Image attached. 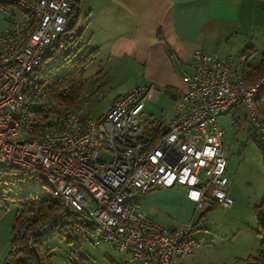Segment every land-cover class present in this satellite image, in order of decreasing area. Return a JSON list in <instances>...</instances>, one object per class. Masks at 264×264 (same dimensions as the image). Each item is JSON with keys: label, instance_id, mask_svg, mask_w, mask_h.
<instances>
[{"label": "built area", "instance_id": "1", "mask_svg": "<svg viewBox=\"0 0 264 264\" xmlns=\"http://www.w3.org/2000/svg\"><path fill=\"white\" fill-rule=\"evenodd\" d=\"M77 2L0 0L20 13L8 14L0 30V183L59 204L29 230L28 248L66 233L77 248L104 244L127 252L130 262L183 264L198 246L193 223L169 229L143 212L139 198L155 187L181 186L198 210L232 207L218 118L244 107L264 150L254 107L264 74L247 82L233 56L196 50L184 63L185 87L171 114L155 128L145 101L156 91L139 84L93 117L107 93L96 75L69 108L55 113L45 74L65 56ZM232 129L243 131L238 120Z\"/></svg>", "mask_w": 264, "mask_h": 264}, {"label": "crops", "instance_id": "2", "mask_svg": "<svg viewBox=\"0 0 264 264\" xmlns=\"http://www.w3.org/2000/svg\"><path fill=\"white\" fill-rule=\"evenodd\" d=\"M256 3L258 0H78L69 19L73 27L80 15L88 18L78 36H84L93 45L91 60L97 56L101 63V84L109 86L110 75L120 70L136 69L138 74L129 87H152L156 95L148 100L157 101L162 95L171 100L172 109L165 121L185 87L184 63L196 50L218 54L216 48L224 38L227 43L233 39L237 48L245 47L243 54L253 49L254 42L247 38L249 31L244 32L242 39L241 34ZM13 10L0 7V30L6 26L8 14H17L18 10ZM125 90L112 96L110 103ZM139 202L148 217L169 229L197 222L193 229L203 232L204 243L198 241L195 252L185 257L183 264L214 262L215 257L208 254L213 246L211 236H221V232L207 219L196 217L198 209L187 199L183 187H155L142 194ZM108 253L112 264H138L129 261L127 252L110 248Z\"/></svg>", "mask_w": 264, "mask_h": 264}, {"label": "rangeland", "instance_id": "3", "mask_svg": "<svg viewBox=\"0 0 264 264\" xmlns=\"http://www.w3.org/2000/svg\"><path fill=\"white\" fill-rule=\"evenodd\" d=\"M15 12L19 14L18 11ZM87 19L82 14L79 20L75 21L70 30L73 37L75 33L78 35L79 30L84 28ZM245 27L241 39L244 32L248 30L249 36L247 38L249 41L251 39L254 42L253 49H249L247 54L242 53L245 47L242 49L237 48L238 46L233 39H231V43H227L224 38L222 44L216 48L219 55L233 56L240 69L245 65L242 56L246 57L245 61L248 62L246 64L251 66H258L264 57L263 1L258 0L254 13L249 15ZM251 31L254 32L253 35H250ZM92 47L93 45L88 43L84 36H81L76 41L67 44L66 50L75 52V58L88 54ZM98 61V57L95 56L94 58L93 56V60L87 63L84 78L96 75L101 67V63H98ZM137 74L136 69L129 67L125 71L120 70L116 74L110 75L109 86H106L107 93L92 110L91 115L93 117L100 115L109 105L112 96L125 89L124 92L129 90L132 87L129 86ZM145 106L148 125L150 128H155L156 123L162 122L170 113L172 102L168 97L162 95L157 101L147 99ZM233 120L239 121L243 127L242 132L233 131ZM218 122L221 128L224 129L222 144L227 161L225 176L230 180L228 192L233 200V205L229 208L216 205L203 216L209 223L216 225L221 232V236H211L213 237L211 241L213 246L208 254L215 257L212 264H246L247 257L256 254L260 248L255 206L260 204L264 194V151L260 146L261 139L244 107L230 109L219 116ZM0 205L6 206L4 212L0 215V260H3L9 254L11 228L15 222L16 213L22 206L20 200L7 197L2 200ZM201 213L202 211L198 210L196 217L200 218ZM202 233L198 228L192 230V236L200 243H204L205 235H202ZM48 245L52 246L50 250L52 264H112L108 255L110 248L104 244L93 246L86 243L78 248V253H75L71 244H66L58 238H53Z\"/></svg>", "mask_w": 264, "mask_h": 264}, {"label": "trees", "instance_id": "4", "mask_svg": "<svg viewBox=\"0 0 264 264\" xmlns=\"http://www.w3.org/2000/svg\"><path fill=\"white\" fill-rule=\"evenodd\" d=\"M261 1L264 2V0ZM0 7L4 9L9 8L6 4H0ZM71 28L72 25H70V30ZM78 38V35L74 34L73 37L72 34H70V39L67 41V44L76 41ZM74 54L75 52L72 50L66 51L60 64L54 67L51 72L45 74L48 95L55 103L50 110L55 113L61 112L60 110L62 108H69L77 100L86 85V81L89 79L84 77L85 66L91 61V52L75 58ZM243 63H245V65L241 68V73L247 82H252L264 74V57L258 66L251 67L250 64H246L247 62L245 60ZM98 74L97 72L96 76H98ZM99 79H101L100 76ZM254 107L261 123L264 125V93L256 97ZM5 197L20 200L22 207L16 213L15 222L11 228L9 254L5 258L3 264H52L50 254L52 246L48 245L50 241L46 244L37 243L33 248H28L25 239L33 226L43 222L50 213L55 212L59 208L57 200L50 196L28 191L26 187L14 188L10 182H2L0 183V203ZM214 206L216 205L213 204L202 210L201 218ZM5 207V205H0V215L4 212ZM25 214L29 215L23 217ZM255 215L259 226L258 234L260 235V248L256 254L247 257L246 264H264V194L260 204L255 206ZM201 218L199 220H201ZM196 224L197 222H193V227H195ZM20 228H22L23 231H20ZM63 235L64 236L61 235L58 237V239L66 242V244H71L75 253H78L73 235H67L66 233ZM13 246L16 247L15 250H13Z\"/></svg>", "mask_w": 264, "mask_h": 264}]
</instances>
